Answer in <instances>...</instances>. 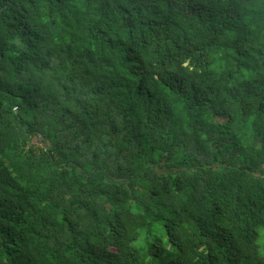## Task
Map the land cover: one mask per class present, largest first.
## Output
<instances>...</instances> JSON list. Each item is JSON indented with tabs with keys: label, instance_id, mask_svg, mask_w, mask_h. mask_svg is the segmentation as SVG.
Wrapping results in <instances>:
<instances>
[{
	"label": "trees",
	"instance_id": "trees-1",
	"mask_svg": "<svg viewBox=\"0 0 264 264\" xmlns=\"http://www.w3.org/2000/svg\"><path fill=\"white\" fill-rule=\"evenodd\" d=\"M262 229L264 0H0V264H264Z\"/></svg>",
	"mask_w": 264,
	"mask_h": 264
},
{
	"label": "rangeland",
	"instance_id": "rangeland-1",
	"mask_svg": "<svg viewBox=\"0 0 264 264\" xmlns=\"http://www.w3.org/2000/svg\"><path fill=\"white\" fill-rule=\"evenodd\" d=\"M34 142L35 143H38V144H42L38 139H34ZM158 228V230H157V233H158V235L159 236H161V237H164L165 238V240L167 241V234H166V231L163 229V228H161V226H158L157 227ZM260 244H261V248H264V230L262 229L261 230V240H260Z\"/></svg>",
	"mask_w": 264,
	"mask_h": 264
}]
</instances>
